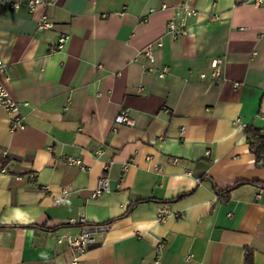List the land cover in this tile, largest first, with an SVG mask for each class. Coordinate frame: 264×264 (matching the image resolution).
<instances>
[{
	"label": "crops",
	"instance_id": "crops-1",
	"mask_svg": "<svg viewBox=\"0 0 264 264\" xmlns=\"http://www.w3.org/2000/svg\"><path fill=\"white\" fill-rule=\"evenodd\" d=\"M183 2L0 4V82L23 123L0 107V264H72L57 237L85 223L108 227L77 264H264V165L245 130L264 131V5L192 0L173 38ZM124 109L133 124L115 121Z\"/></svg>",
	"mask_w": 264,
	"mask_h": 264
},
{
	"label": "built area",
	"instance_id": "built-area-1",
	"mask_svg": "<svg viewBox=\"0 0 264 264\" xmlns=\"http://www.w3.org/2000/svg\"><path fill=\"white\" fill-rule=\"evenodd\" d=\"M55 0H27L28 7L31 11H34L36 7L43 3H52ZM246 3H251L255 6L264 5V0H241ZM5 0H0V4H3ZM19 6V1H14L11 3V7L16 8ZM198 13L196 7L194 6L192 0H184V2L177 6L174 9L173 15L167 21V31L171 34L173 38H179L186 32L187 28V19L191 16H196ZM212 18H216L215 15ZM51 26V22L47 19L45 15H42L38 21V28H48ZM261 35H264V31L261 32ZM66 36L60 37L57 42V48H62L65 44ZM151 45L147 46L145 50H143V54L148 56L149 58L152 57L151 53ZM212 68V76L220 77L221 76V60L220 59H213L210 64ZM7 64L3 61L0 57V72L7 76ZM166 72V68L160 70L159 75L162 76ZM204 76V74H201ZM0 107L7 113L10 118L11 128L15 129L22 126V116L19 111V104L18 102L10 95L6 87L0 82ZM117 123H126V124H133V119L129 115L128 110H122L115 118ZM67 163H74L80 164L81 160L75 157H67L65 159ZM108 189V178L105 175H102L98 179L97 186L95 187L92 195L97 196L102 191ZM68 189L62 188L61 189V196L62 194H67ZM61 196L55 199V202L61 201ZM167 216V207L165 204L159 206L157 210V219L159 221H164ZM80 222L85 223V220L81 218ZM75 220H70L69 223H75ZM108 227L107 223H97V224H84L82 231L78 234H62L57 237V241H65L68 248L73 252L74 256L71 261L72 264H77V261L89 246L96 243V235L99 233L104 232Z\"/></svg>",
	"mask_w": 264,
	"mask_h": 264
},
{
	"label": "trees",
	"instance_id": "trees-1",
	"mask_svg": "<svg viewBox=\"0 0 264 264\" xmlns=\"http://www.w3.org/2000/svg\"><path fill=\"white\" fill-rule=\"evenodd\" d=\"M247 135L249 137L250 150L255 157L257 164L264 165V131H261L259 128L253 127L251 125L245 128ZM240 182L234 183L232 186L227 187L225 190L218 191L222 195L223 199L227 197L230 189L238 185ZM182 195H179L180 197ZM71 224V223H67Z\"/></svg>",
	"mask_w": 264,
	"mask_h": 264
}]
</instances>
